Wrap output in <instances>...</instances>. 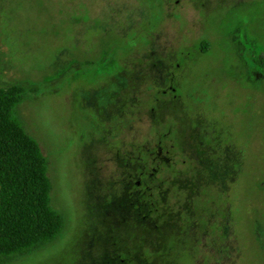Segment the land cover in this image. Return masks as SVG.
Instances as JSON below:
<instances>
[{"label":"rangeland","instance_id":"1","mask_svg":"<svg viewBox=\"0 0 264 264\" xmlns=\"http://www.w3.org/2000/svg\"><path fill=\"white\" fill-rule=\"evenodd\" d=\"M261 56L264 0H0V86L36 89L16 116L64 216L2 264H264Z\"/></svg>","mask_w":264,"mask_h":264},{"label":"trees","instance_id":"2","mask_svg":"<svg viewBox=\"0 0 264 264\" xmlns=\"http://www.w3.org/2000/svg\"><path fill=\"white\" fill-rule=\"evenodd\" d=\"M258 65L264 73L263 56ZM35 90L23 82L0 86V264L42 249L64 228L63 213L51 205L48 159L16 116L15 106Z\"/></svg>","mask_w":264,"mask_h":264},{"label":"flooded vegetation","instance_id":"3","mask_svg":"<svg viewBox=\"0 0 264 264\" xmlns=\"http://www.w3.org/2000/svg\"><path fill=\"white\" fill-rule=\"evenodd\" d=\"M166 90H168L169 92H170V98L169 99H173L172 97H173V95H174V86H171L170 84L167 86V88H162L161 89V93L162 94H165L167 91ZM149 95V94H148ZM150 96V95H149ZM151 97V96H150ZM155 98V99H154ZM151 99H153V103H156L158 100H160L157 96L155 97H151ZM161 100H163V99H161ZM158 136H161V134H158ZM162 137V136H161ZM163 138V137H162ZM141 147H143L144 148V151H146V153L149 155L150 153L149 152H147L149 149H148V147H146V145L145 144H141ZM154 153L156 154V156H159V157H161V158H164L165 160L167 159V157H165V156H161V147L160 146H157V148H156V151H154ZM183 161V160H182ZM149 165H150V162H145V161H143L142 160V162L140 163V166L139 165H136L135 166V168H137L138 169V176H137V178L130 184L129 182H128V186H133L134 187V191L131 189V190H129L127 187L125 188V191H123L122 192V194H121V199L122 198H125L126 200H129V204L130 205H133L135 202L138 204V202L140 201L141 202V204L142 205H144V206H146V204H147V202L146 201H148V195H150V194H147V195H144V194H142V193H146V191L147 190H149L150 189V185H149V180H150V177H151V174H153V172L152 171H148L147 169H148V167H149ZM209 166L207 167L206 166V169L207 170H209ZM180 170H179V172H183V169H184V167H182V168H179ZM152 170H154V167H152ZM146 175V180L147 181H144V182H141V176L142 175ZM182 174V173H181ZM142 185V186H141ZM140 187H142V193L141 192H139V189H140ZM140 197L142 198V199H140ZM140 202H139V204H140ZM147 216H148V214H147V212L146 213H144V214H142V217H143V219H146L147 218ZM135 221V220H134ZM136 222V221H135ZM151 223V222H150ZM155 224H154V220H153V222H152V224H151V226H154Z\"/></svg>","mask_w":264,"mask_h":264}]
</instances>
